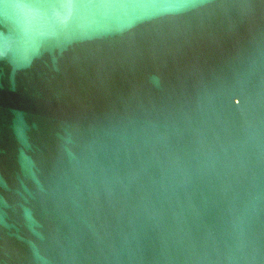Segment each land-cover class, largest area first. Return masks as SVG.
Listing matches in <instances>:
<instances>
[{
  "label": "water",
  "instance_id": "obj_1",
  "mask_svg": "<svg viewBox=\"0 0 264 264\" xmlns=\"http://www.w3.org/2000/svg\"><path fill=\"white\" fill-rule=\"evenodd\" d=\"M0 264H264V0H0Z\"/></svg>",
  "mask_w": 264,
  "mask_h": 264
},
{
  "label": "snow or ice",
  "instance_id": "obj_2",
  "mask_svg": "<svg viewBox=\"0 0 264 264\" xmlns=\"http://www.w3.org/2000/svg\"><path fill=\"white\" fill-rule=\"evenodd\" d=\"M4 55V52L2 49H0V57H2Z\"/></svg>",
  "mask_w": 264,
  "mask_h": 264
}]
</instances>
